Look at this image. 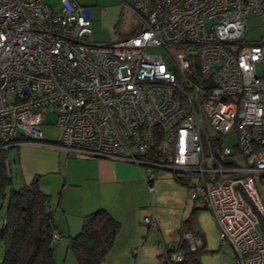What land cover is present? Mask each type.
Returning <instances> with one entry per match:
<instances>
[{
  "label": "built area",
  "instance_id": "built-area-1",
  "mask_svg": "<svg viewBox=\"0 0 264 264\" xmlns=\"http://www.w3.org/2000/svg\"><path fill=\"white\" fill-rule=\"evenodd\" d=\"M119 1L141 28L98 44L88 5L0 0V149L44 145L145 166L150 193L153 168L192 176L190 198L232 249L222 264H264V31L244 37L249 15L264 22V0ZM48 110L61 127L54 144L40 130ZM157 247L163 264L183 259L162 237Z\"/></svg>",
  "mask_w": 264,
  "mask_h": 264
},
{
  "label": "rangeland",
  "instance_id": "rangeland-1",
  "mask_svg": "<svg viewBox=\"0 0 264 264\" xmlns=\"http://www.w3.org/2000/svg\"><path fill=\"white\" fill-rule=\"evenodd\" d=\"M46 2L54 4L53 6L57 9L55 0H46ZM76 2L88 5L91 9L92 34L90 41L93 43L106 44L115 42L134 34L141 28L138 18L119 0H76ZM263 31L264 22L261 17L249 15L246 18L244 36L246 41L257 40ZM150 51L159 50L152 48ZM258 71L261 73L260 68H258ZM40 130L44 142L54 144L59 141L61 127L55 123V115L52 110L47 111L45 122L41 124ZM225 138V145L232 148L237 140V136L235 134H228ZM63 154L64 152H60L59 156V166L61 169L67 163L64 160L65 157H63ZM7 155L13 170L14 186L18 187L23 183V176L20 172L17 148H9ZM236 159L238 158L236 157ZM141 168L147 174L146 167L142 166ZM152 174L155 177L153 180V193H150L147 185H145V191L135 193V198H132L130 195H124L120 198L124 204H128V202L137 204V211L140 217L139 221H141L140 224L146 230L147 234L153 235L157 242L160 240V236H162L166 243L176 245L180 240L179 230L183 221L196 208L198 212L195 214V218L206 238L207 250L199 256L200 264H222L230 261L233 255L232 249L229 245L220 243L218 229L212 214L204 208L200 199L192 200L190 198L193 177H185L187 181H184L183 184L175 178V175L186 176L180 172L175 173L169 169L153 168ZM37 179L40 190L49 195L48 199L54 217L57 211L55 225L65 230L68 226L70 231L68 234L63 230L65 232H62L61 239L53 241L55 262L56 264H77L74 254L69 247V241L71 237H74L81 231L85 215L88 214L86 212L80 214L81 207L79 205H87L88 197L92 198L91 192H95V189L90 188L88 190V184L82 185L80 188L72 187L58 172H50L40 178L37 176ZM256 186L264 208V183L257 179ZM5 205V202L0 200V225L5 219ZM86 205L83 207H86ZM144 216L154 218L157 231L150 229L143 223ZM79 221H82V223H78ZM262 223L264 225V214L259 215V229L261 232L263 231ZM187 237L188 235L186 234ZM189 240L191 241V238ZM190 245L191 248H194L199 245V241H191ZM2 257L3 247L0 244V261ZM106 258L108 261L112 259L108 255Z\"/></svg>",
  "mask_w": 264,
  "mask_h": 264
},
{
  "label": "trees",
  "instance_id": "trees-1",
  "mask_svg": "<svg viewBox=\"0 0 264 264\" xmlns=\"http://www.w3.org/2000/svg\"><path fill=\"white\" fill-rule=\"evenodd\" d=\"M16 148V146H14ZM8 149H0V200L5 202L4 221L0 225V244L3 257L0 264H56L53 238L58 233L54 223L48 194L40 190L37 177L29 184L14 186L13 170L8 161ZM178 182L182 178L175 175ZM198 209L183 221L180 240L170 251L180 253L183 259L172 264H200L199 256L206 252L205 237L195 218ZM81 231L71 237V248L77 264H101L119 232L120 223L106 210L97 209L85 215ZM261 227V221H260ZM264 238V225L262 223ZM61 239V234L58 233ZM199 245L191 248L185 235Z\"/></svg>",
  "mask_w": 264,
  "mask_h": 264
},
{
  "label": "crops",
  "instance_id": "crops-1",
  "mask_svg": "<svg viewBox=\"0 0 264 264\" xmlns=\"http://www.w3.org/2000/svg\"><path fill=\"white\" fill-rule=\"evenodd\" d=\"M16 148L24 184H29L34 177L40 178L50 172L60 173L72 187L80 188L88 184V190L93 188L95 192H91L92 198L88 197L87 205H79L80 214L82 212L90 214L97 209H104L120 223L119 232L107 254L112 259L108 261L105 258L101 264H161L158 258V242L142 228L137 204L134 202L124 204L120 199L124 195L135 198V193L145 191V185L148 189L141 167L117 160L70 154L52 146L26 144ZM59 151L64 152L63 157L67 162L63 169L59 166ZM84 205L86 207H83ZM145 217L148 216L143 218ZM56 218L57 211L54 217L55 224ZM55 226L60 234L70 232L68 226L66 230Z\"/></svg>",
  "mask_w": 264,
  "mask_h": 264
},
{
  "label": "water",
  "instance_id": "water-1",
  "mask_svg": "<svg viewBox=\"0 0 264 264\" xmlns=\"http://www.w3.org/2000/svg\"><path fill=\"white\" fill-rule=\"evenodd\" d=\"M226 161H227L228 163H231V162H232L231 159H227Z\"/></svg>",
  "mask_w": 264,
  "mask_h": 264
}]
</instances>
